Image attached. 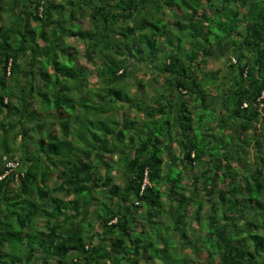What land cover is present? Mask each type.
Wrapping results in <instances>:
<instances>
[{
	"label": "trees",
	"instance_id": "trees-1",
	"mask_svg": "<svg viewBox=\"0 0 264 264\" xmlns=\"http://www.w3.org/2000/svg\"><path fill=\"white\" fill-rule=\"evenodd\" d=\"M263 92L264 0H0V264H264Z\"/></svg>",
	"mask_w": 264,
	"mask_h": 264
},
{
	"label": "rangeland",
	"instance_id": "rangeland-1",
	"mask_svg": "<svg viewBox=\"0 0 264 264\" xmlns=\"http://www.w3.org/2000/svg\"><path fill=\"white\" fill-rule=\"evenodd\" d=\"M83 22V24H84V26L85 27H87V26H89L88 25V21L87 20H83L82 21ZM120 24H122L123 26L125 25V23L123 22H121ZM82 51V50H81ZM80 62H81V64H83V65H87V63H85V61L83 60V58H81L80 59ZM143 67H147L146 66V64H139V65H133L129 70H130V72H129V75H130V77H129V80H130V83H132L133 82V80H135L136 78H138V80H141V81H139L138 83L139 84H141V83H143L144 84V86L145 87H148L149 85H151V83H150V77H149V73H146L145 72V70L143 69ZM220 67V68H219ZM225 68H227V66H226V64H224V66H223V62H222V60H220V59H218V61L216 62L215 61V58H212V59H210V61L208 62V65H207V67H206V70H219V71H221L223 74L224 73H227V71H226V69ZM147 69L149 70V68L147 67ZM225 69V70H224ZM222 70H224V71H222ZM132 81V82H131ZM150 83V84H149ZM138 84V85H139ZM150 88V87H149ZM208 88V90H210V92H211V94H214V93H216V91L214 90V88H212V89H210L209 88V86L207 87ZM147 90H148V88H147ZM125 91L127 92V93H132V91H133V88L131 87V86H129V85H126V87H125ZM154 90H152L151 88H150V94H152V92H153ZM155 91H157V93H161V90L160 89H156ZM156 93V94H157ZM99 100V99H98ZM97 99H93L92 100V103H93V101H95V103H96V106H98L100 109H107V107H106V105H103L104 104V102L102 101V102H99ZM97 101V102H96ZM41 105V103L39 104L38 103V105H37V107L39 108V113H38V116H40V117H42V113H41V111H40V106ZM126 106L125 105H123L122 106V109H124ZM114 108H117V110L114 112V113H118L117 115H116V117H117V119H121L122 117H121V115H120V112H119V108H118V104L116 105V106H114ZM128 111V110H127ZM133 113L134 112H136V111H132ZM197 113H199V110L196 112V114ZM126 114V116H125V119L126 118H128V114L127 113H125ZM107 115H108V113L106 112V113H99V114H97V117H95L94 115H93V113H91L90 114V116H89V119H90V122L92 123V125H90L89 124V126L87 127V129H88V131H90V132H93V129H94V123H96L97 121L96 120H99V121H105V120H107V125H111V121L109 120V118L107 117ZM131 116V115H130ZM44 117H47L48 118V120H50V121H52V120H54V113H53V111H50L49 113H47V114H44ZM106 117V118H105ZM208 117H210V118H212L213 116L211 115H209ZM123 119V118H122ZM207 117H205V120H204V122H207ZM86 122V126H87V123H89V120H86L85 121ZM103 125V124H102ZM101 128H104V126L102 127L101 126ZM99 129V133H101L102 132V129ZM116 128V127H115ZM256 129H257V125H256ZM237 131L239 132V129H237ZM237 133V132H236ZM173 169H175V168H173ZM176 170V169H175ZM171 177H175V171H173V173L171 174ZM207 207V208H206ZM205 207V209L206 210H208V206H206ZM90 217V216H89ZM88 220H89V218H88ZM203 222V221H202ZM203 223H205V222H203ZM193 225V227L194 228H192V226H188V232L189 233H194V229H199V225H197L196 223H192ZM200 224H202V223H200ZM175 244V243H174ZM190 260H191V258H190ZM147 264H152L151 262H149V263H147Z\"/></svg>",
	"mask_w": 264,
	"mask_h": 264
},
{
	"label": "built area",
	"instance_id": "built-area-1",
	"mask_svg": "<svg viewBox=\"0 0 264 264\" xmlns=\"http://www.w3.org/2000/svg\"><path fill=\"white\" fill-rule=\"evenodd\" d=\"M263 96H264V94H263ZM5 166H6L5 168H6V174H7V173L15 170V168L17 167V163L16 162H12V161H7ZM145 175H146V172H145ZM147 183H148V181H147V178L145 176L144 179H143V183H142V186H141V190L144 189V186Z\"/></svg>",
	"mask_w": 264,
	"mask_h": 264
},
{
	"label": "crops",
	"instance_id": "crops-1",
	"mask_svg": "<svg viewBox=\"0 0 264 264\" xmlns=\"http://www.w3.org/2000/svg\"><path fill=\"white\" fill-rule=\"evenodd\" d=\"M215 61L217 62V60H215ZM223 66H224V62H223ZM219 68H220V67H219ZM225 69H226L227 74H228L230 71L228 72V69H227V68H225ZM225 69H224V70H225ZM224 70H223V71H224ZM208 71H217V70H212V69H211V70H208ZM225 74H226V73H225ZM229 75H230V74H229ZM137 79H138V78H136L135 80H137ZM221 79H222V78H221ZM214 90H215V89H214ZM210 93H211V92H210ZM215 94H216V93H214V95H215ZM182 99L187 100V97H185V98L183 97ZM175 146H176V145H173V148L171 149V151H173V152L176 151Z\"/></svg>",
	"mask_w": 264,
	"mask_h": 264
},
{
	"label": "clouds",
	"instance_id": "clouds-1",
	"mask_svg": "<svg viewBox=\"0 0 264 264\" xmlns=\"http://www.w3.org/2000/svg\"><path fill=\"white\" fill-rule=\"evenodd\" d=\"M84 20H87V19H84ZM84 27H85V26H84ZM87 28H88V26H87ZM263 94H264V92H263ZM145 172H146V175H145ZM143 175H144V177L146 176V178H147V169L144 170V174H143ZM143 179H144V178H143Z\"/></svg>",
	"mask_w": 264,
	"mask_h": 264
}]
</instances>
